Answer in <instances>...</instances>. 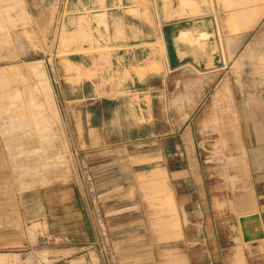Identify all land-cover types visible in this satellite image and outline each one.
Here are the masks:
<instances>
[{
	"label": "rangeland",
	"instance_id": "rangeland-1",
	"mask_svg": "<svg viewBox=\"0 0 264 264\" xmlns=\"http://www.w3.org/2000/svg\"><path fill=\"white\" fill-rule=\"evenodd\" d=\"M233 2L0 0V264H264V232L241 233L238 188L206 171L227 156L200 147L219 136L220 107H174L166 76L235 65L220 21ZM132 85L165 91L152 106L118 101ZM191 163L200 184H179L172 170ZM262 180L247 191L264 230Z\"/></svg>",
	"mask_w": 264,
	"mask_h": 264
},
{
	"label": "crops",
	"instance_id": "crops-1",
	"mask_svg": "<svg viewBox=\"0 0 264 264\" xmlns=\"http://www.w3.org/2000/svg\"><path fill=\"white\" fill-rule=\"evenodd\" d=\"M236 1L227 3V5L228 7L233 6L232 10H236L237 15L232 16L234 11L229 13L227 10V13L224 15L222 13L220 17V21L226 27V35L231 36L232 44L237 45L236 51L234 52L231 48L230 55H228V58L236 60L235 65L186 77H182V75H186L185 68L177 66L170 68L166 76L169 77L174 107L177 104L181 106V101L188 107L205 106L208 109L220 107V113L217 112L216 115L211 116V122L216 125V129L212 130L219 136L207 137L200 147L204 150L207 147L212 151L211 153L216 155H227L224 160L219 161V158H215V162H209L212 167H207L206 171L208 175L212 172L215 173L218 181L227 179L228 187L238 188V209L243 214L247 212V215L242 217L245 220L241 224V233L245 238L253 240L264 232L261 218L255 217L254 214V200L251 193L247 191L250 179L254 181L255 185V180L263 179L264 183V175L262 176L264 174V118L261 119L260 110V108H264V0L262 2L253 0L250 3L241 2L242 0ZM225 22L228 24L225 25ZM249 32L253 33L251 39L247 38ZM208 35L211 34L208 33ZM178 37H172L173 45L169 51L165 52V48L162 51L170 59L178 57L182 51V45L177 43ZM160 39L163 47L167 46L164 34ZM250 60H254L255 65L253 64L252 69L248 67V74H246L245 64ZM256 64L260 65L256 67ZM162 78L164 77L162 76ZM163 91L165 88L155 90L150 86L145 90L137 91L134 85L132 87L125 86L118 101L122 99L127 101L128 97L137 94L143 100L147 99L148 106H152L154 94H160ZM177 99L179 103L176 102ZM224 108H238V111L236 115L231 113L224 116ZM239 108H242L241 111ZM245 108H248L247 116ZM246 117L248 126H246ZM176 122H181L180 118ZM209 139H215V141H209ZM220 146L221 151L218 150ZM251 148L252 152H250ZM166 153L163 149H155L148 156L158 161L165 158ZM171 153L180 155V145L174 147ZM165 160L167 159L165 158ZM219 163L220 165H218ZM201 170L197 163H191L185 167L179 165L172 170V175L174 179L180 181L179 184H182L181 181L189 180L190 182L195 181L194 185H198L203 178V176L201 178ZM232 255H234L232 259H236L237 254ZM198 264L212 263L203 260Z\"/></svg>",
	"mask_w": 264,
	"mask_h": 264
},
{
	"label": "water",
	"instance_id": "water-1",
	"mask_svg": "<svg viewBox=\"0 0 264 264\" xmlns=\"http://www.w3.org/2000/svg\"><path fill=\"white\" fill-rule=\"evenodd\" d=\"M243 220V219H242ZM243 222H244V220H243Z\"/></svg>",
	"mask_w": 264,
	"mask_h": 264
},
{
	"label": "bare ground",
	"instance_id": "bare-ground-1",
	"mask_svg": "<svg viewBox=\"0 0 264 264\" xmlns=\"http://www.w3.org/2000/svg\"><path fill=\"white\" fill-rule=\"evenodd\" d=\"M189 15V14H188ZM188 17V16H187Z\"/></svg>",
	"mask_w": 264,
	"mask_h": 264
}]
</instances>
